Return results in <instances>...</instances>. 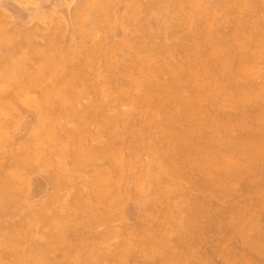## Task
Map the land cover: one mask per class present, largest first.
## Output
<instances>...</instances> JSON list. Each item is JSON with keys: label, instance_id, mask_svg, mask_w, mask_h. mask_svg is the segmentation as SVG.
I'll return each instance as SVG.
<instances>
[{"label": "rangeland", "instance_id": "obj_1", "mask_svg": "<svg viewBox=\"0 0 264 264\" xmlns=\"http://www.w3.org/2000/svg\"><path fill=\"white\" fill-rule=\"evenodd\" d=\"M0 264H264V0H0Z\"/></svg>", "mask_w": 264, "mask_h": 264}]
</instances>
